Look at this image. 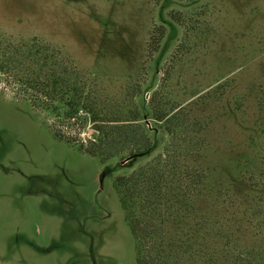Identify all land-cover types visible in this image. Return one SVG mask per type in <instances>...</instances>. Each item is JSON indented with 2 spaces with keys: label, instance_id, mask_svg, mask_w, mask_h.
<instances>
[{
  "label": "rangeland",
  "instance_id": "obj_1",
  "mask_svg": "<svg viewBox=\"0 0 264 264\" xmlns=\"http://www.w3.org/2000/svg\"><path fill=\"white\" fill-rule=\"evenodd\" d=\"M0 36L55 48L151 139L102 161L86 110L57 118L0 74V264H138L115 180L189 137L191 221L218 264L264 261V0H0Z\"/></svg>",
  "mask_w": 264,
  "mask_h": 264
},
{
  "label": "trees",
  "instance_id": "obj_2",
  "mask_svg": "<svg viewBox=\"0 0 264 264\" xmlns=\"http://www.w3.org/2000/svg\"><path fill=\"white\" fill-rule=\"evenodd\" d=\"M0 74L20 88L16 94L35 105L39 102L57 118L69 119L86 110L98 133L87 146L78 144L87 154L103 161L148 152L151 139L139 123L138 109H128L129 116L123 117L120 101L96 96L86 74L50 45L36 38L13 42L0 36ZM151 104L155 113L153 96ZM154 115L156 120L165 117ZM193 141L189 137L178 145L169 143L152 160L115 180L119 202L136 240L138 264H218L217 240L200 235L199 222L196 220V227L192 222L196 216L193 199L201 193L205 177L200 167L187 163V156L194 152ZM211 245L214 249L209 250ZM223 256L228 264H264L233 261L231 251Z\"/></svg>",
  "mask_w": 264,
  "mask_h": 264
}]
</instances>
